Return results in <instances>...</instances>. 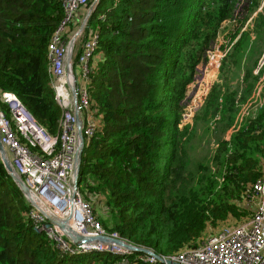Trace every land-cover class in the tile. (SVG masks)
I'll return each mask as SVG.
<instances>
[{"label": "trees", "instance_id": "1", "mask_svg": "<svg viewBox=\"0 0 264 264\" xmlns=\"http://www.w3.org/2000/svg\"><path fill=\"white\" fill-rule=\"evenodd\" d=\"M91 5L77 12L65 40ZM252 17L260 34L264 0L98 1L81 44L98 34L88 91L99 125L85 143L79 187L107 233L171 257L254 216L252 189L264 176V107L226 139L260 80L258 59L244 57L250 39L242 29ZM64 18L63 0H0V106L9 115L1 96L15 94L53 136L63 113L48 47ZM226 22L237 25L230 38H240L222 62L223 83L195 122L184 124L189 87ZM198 122L219 139L202 160L192 156ZM31 210L0 159V264H152L140 253L83 252L71 241L66 249Z\"/></svg>", "mask_w": 264, "mask_h": 264}, {"label": "built area", "instance_id": "2", "mask_svg": "<svg viewBox=\"0 0 264 264\" xmlns=\"http://www.w3.org/2000/svg\"><path fill=\"white\" fill-rule=\"evenodd\" d=\"M98 1L63 0L65 18L48 47L49 71L55 99L63 113L60 133L57 136L49 134L15 94L3 93L1 98L7 106L9 115L0 106V141L13 169L30 189L34 202L57 219L69 223L73 229L78 225L79 229H75L74 232L81 236H108L121 239L116 233L109 234L103 228L91 204L83 199L76 176V160L81 143L79 131L82 132L84 141H90L99 125V119L91 110L88 91L89 63L95 55L99 36L94 33L82 44L79 41L81 35L74 36L75 52L79 48H82V52L76 55L73 51L70 60V44L74 37L65 40L63 34L66 27L73 23L81 8L90 2L96 5ZM223 45L220 44L209 53L210 68L218 69L232 48L231 45L222 48ZM76 57L77 63H75ZM262 71L263 75L251 100L244 106L239 116V123H242L244 117L252 110L264 104V55L255 73L259 74ZM209 73L206 70L203 76ZM203 81L209 84V80L203 79ZM208 89L200 95L199 101L202 97L207 98ZM198 108L194 107V110ZM76 111L79 112L82 122L80 130ZM252 190L253 199L257 201L254 203L255 214L251 219L239 226L222 228L200 247L163 258L179 264H264V176L256 181ZM30 216L36 224L47 231L51 239L58 241L64 248H68L67 241L74 243L57 225L49 222L35 206H32ZM75 245L83 252L96 250L118 254L131 253L116 244ZM146 261L152 264L157 262L152 256H148Z\"/></svg>", "mask_w": 264, "mask_h": 264}, {"label": "rangeland", "instance_id": "3", "mask_svg": "<svg viewBox=\"0 0 264 264\" xmlns=\"http://www.w3.org/2000/svg\"><path fill=\"white\" fill-rule=\"evenodd\" d=\"M92 7V6H91ZM91 8H89L88 12ZM82 36L79 38V41ZM247 57L250 59H259L264 52V31L258 34V41L255 43H247L246 44ZM210 63L207 62L206 65L202 66L197 75L195 81L190 85L186 99H185V114H184V124L194 123L196 120V114L201 110L202 106L205 103V98L202 97L201 101H199V97L204 93L208 88V93L211 92L214 86H217V83H223V76L221 77L220 69L210 68ZM214 65V64H213ZM212 65V66H213ZM208 70L210 73L205 77L204 72ZM263 74V71L261 72ZM216 75V76H215ZM203 79L209 80V84H205ZM253 94V93H252ZM252 96V95H251ZM194 107H199L197 110H194ZM201 113V111L199 112ZM240 114V112H239ZM239 114L236 117L239 120ZM212 130L210 131L207 124L201 122L197 123V137L195 141V149L192 151V156L194 158H199L202 160L204 157L209 158L213 155L214 149L217 147L219 139L212 134ZM87 143V141H86ZM215 170V169H214ZM79 229V228H78Z\"/></svg>", "mask_w": 264, "mask_h": 264}, {"label": "water", "instance_id": "4", "mask_svg": "<svg viewBox=\"0 0 264 264\" xmlns=\"http://www.w3.org/2000/svg\"><path fill=\"white\" fill-rule=\"evenodd\" d=\"M95 8L92 6L90 11L88 12L86 18L84 19L79 32L75 35V37L78 36L86 27L88 20L90 19L91 15L93 14ZM73 38L70 44V53H69V59L71 60L73 57V51H74V42L76 38ZM76 117H77V125L79 130L82 127V122L79 118V112L76 111ZM79 138H80V149L77 155V160H76V176H77V184H79V178H80V166H81V161H82V153L84 149V138L82 135V132L79 131ZM0 159L8 172L9 176L13 179V181L17 184V186L20 188V190L23 192L24 196L26 199L29 201V203L33 206H35L45 217L48 219L49 222L57 225L68 237L71 239L74 243L76 244H91V243H102V244H116L118 246H121L128 251H133L137 253H144L148 256L154 257L156 260H158L161 264H179L175 263L171 260H165L161 256L157 255L154 251L148 249V248H143V247H138L135 246L129 242H126L122 239H114L108 236H98V237H87V236H81L74 232L71 229V226L69 223L63 222L59 219H57L55 216H53L51 213H49L47 210L42 208L38 203L34 202L32 200V195L30 189L27 187L23 179L16 173V171L13 169L4 146L1 144L0 141Z\"/></svg>", "mask_w": 264, "mask_h": 264}, {"label": "clouds", "instance_id": "5", "mask_svg": "<svg viewBox=\"0 0 264 264\" xmlns=\"http://www.w3.org/2000/svg\"><path fill=\"white\" fill-rule=\"evenodd\" d=\"M91 6H93L94 8L96 7V5H93V3H92V5ZM91 8V7H90ZM87 14H88V12H87ZM87 14H86V16H87ZM86 16H85V18H86ZM84 18V19H85ZM252 19H253V17L252 18H250L249 20H248V22L249 21H252ZM84 21V20H83ZM89 21V20H88ZM83 23V22H82ZM87 24H88V22H87ZM82 25V24H81ZM81 27V26H80ZM86 27H87V25H86ZM86 27H85V29H86ZM85 29L79 34V35H81L82 37H83V33L85 32ZM79 30H80V28L78 29V31L76 32V33H78L79 32ZM75 33V34H76ZM75 34L73 35V37L75 36ZM237 41H238V39H230V40H228V41H224L225 43H224V45L222 46V48H224L226 45H231L232 46V48H231V50L229 51V53L233 50V48H234V46H235V44L237 43ZM216 47H218L216 44H215V46H214V48L211 50V51H209V53L210 52H212V51H214L215 49H216ZM74 52H75V49H74ZM209 53H208V61H209ZM228 53V54H229ZM75 54L76 55H79L78 54V51H76L75 52ZM228 54H227V56H228ZM263 55H264V52L262 53V55H261V57L258 59V63H257V66L255 67V69H254V73L256 72V70L258 69V65H259V62H260V60L262 59V57H263ZM226 56V57H227ZM225 57V58H226ZM77 58V57H76ZM75 58V59H76ZM224 61V59L222 60V62ZM222 62H221V65H222ZM75 63H76V60H75ZM221 65L218 67V70L221 68ZM256 74V73H255ZM256 75H260V79H261V76L263 75V74H261V73H259V74H256ZM260 81V80H259ZM257 84H258V82H257ZM257 86V85H256ZM256 88V87H255ZM263 92H264V89H263ZM254 93V92H253ZM252 96H253V94H252ZM252 96L249 98V100H248V102L251 100V98H252ZM246 105V104H245ZM244 105V106H245ZM244 106H242V109H241V111H240V114L242 113V111H243V108H244ZM264 107V104H263V106L262 107H260V108H258V109H256V110H252L250 113H249V115L248 116H256V114L258 113V111L260 110V109H262ZM240 114H239V116H240ZM248 116H246V117H248ZM246 117H244V119L246 118ZM244 119H243V121H244ZM242 121V122H243ZM188 124H192V123H188ZM242 123H239V121H238V119H237V121H236V125L235 126H233L229 131H228V133L226 134V139L227 140H229L230 139V137H231V133H232V130L234 129V127H238V126H240ZM85 143H86V141H84V147H85ZM84 150V149H83ZM79 185V184H78ZM80 188V187H79ZM81 192V191H80ZM82 195V194H81ZM29 202V201H28ZM31 205V204H30ZM31 206H33V205H31ZM123 240V239H122ZM125 241V240H124ZM127 242V241H126ZM76 244V243H75ZM125 249V248H124ZM127 250V249H126ZM151 250V249H150ZM128 251V250H127ZM153 251V250H152ZM129 252H131V253H133V251H129ZM134 253H137V252H134ZM140 254H144V253H140ZM146 257H148V255H146V254H144ZM162 257V256H161ZM163 258V257H162ZM164 259V258H163ZM165 260H168V259H165ZM157 262H159L158 260H157ZM160 263V262H159Z\"/></svg>", "mask_w": 264, "mask_h": 264}, {"label": "crops", "instance_id": "6", "mask_svg": "<svg viewBox=\"0 0 264 264\" xmlns=\"http://www.w3.org/2000/svg\"><path fill=\"white\" fill-rule=\"evenodd\" d=\"M257 14H255L254 16H256ZM235 26H237L235 23H229V22H226L224 23L223 27H222V30H221V33L217 39V42H216V45L219 46L220 44H224L225 42L224 41H228L232 38H230V32L231 30H233L235 28ZM249 32V43L253 44L255 43L256 41H258V33H256V24H255V21H254V17L252 19L251 22H247V24L245 25V27L242 29V32ZM264 31V29H263ZM241 32V33H242ZM240 38V35L238 37H236V39L239 40ZM81 43V41H80ZM79 50V49H78ZM245 59H247V50H245Z\"/></svg>", "mask_w": 264, "mask_h": 264}, {"label": "bare ground", "instance_id": "7", "mask_svg": "<svg viewBox=\"0 0 264 264\" xmlns=\"http://www.w3.org/2000/svg\"><path fill=\"white\" fill-rule=\"evenodd\" d=\"M79 226L78 225H75L74 229L71 227V229L74 231L75 229H78Z\"/></svg>", "mask_w": 264, "mask_h": 264}]
</instances>
